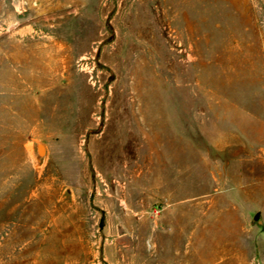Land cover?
Here are the masks:
<instances>
[{
  "label": "rangeland",
  "instance_id": "obj_1",
  "mask_svg": "<svg viewBox=\"0 0 264 264\" xmlns=\"http://www.w3.org/2000/svg\"><path fill=\"white\" fill-rule=\"evenodd\" d=\"M0 264H264V0H0Z\"/></svg>",
  "mask_w": 264,
  "mask_h": 264
},
{
  "label": "water",
  "instance_id": "obj_2",
  "mask_svg": "<svg viewBox=\"0 0 264 264\" xmlns=\"http://www.w3.org/2000/svg\"><path fill=\"white\" fill-rule=\"evenodd\" d=\"M38 153L41 156L44 154V148H43V146H41V145L38 146ZM254 222L257 223L260 226L263 225V220L261 219L260 215H257L255 217Z\"/></svg>",
  "mask_w": 264,
  "mask_h": 264
}]
</instances>
